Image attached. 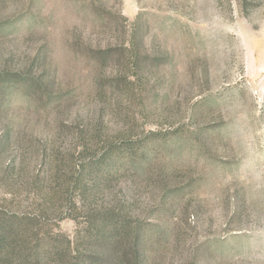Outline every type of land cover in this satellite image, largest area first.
<instances>
[{"label":"rangeland","instance_id":"1","mask_svg":"<svg viewBox=\"0 0 264 264\" xmlns=\"http://www.w3.org/2000/svg\"><path fill=\"white\" fill-rule=\"evenodd\" d=\"M122 140L128 170L87 210L127 207L145 264H264V0H0L4 223L41 201L20 164L27 183L52 149ZM80 227L24 225L0 264H38Z\"/></svg>","mask_w":264,"mask_h":264},{"label":"trees","instance_id":"2","mask_svg":"<svg viewBox=\"0 0 264 264\" xmlns=\"http://www.w3.org/2000/svg\"><path fill=\"white\" fill-rule=\"evenodd\" d=\"M243 1L246 3L249 0ZM54 99H57L55 104H59L60 97L57 95ZM1 142L5 147L10 145L5 137ZM132 143L131 140L111 143L102 153L90 156H86L81 149L78 153L74 151L69 160L57 147L49 155L51 161L31 176L27 183L25 180L28 177L24 175L29 169L27 164H20L15 169L17 177L20 176L24 186L35 192L41 201L36 205L34 215H25L19 221L20 227L14 228V224L4 223L13 218L12 214L5 213L0 217L3 218L0 219V260L14 250L12 238L24 233V225L28 227L29 223L67 219L81 226L76 231L74 241L62 236L65 247L56 245L52 249L43 247L42 251L36 250L38 264H49L57 256L72 254L75 260L69 264H145L138 242L144 240L146 226L134 222L129 217L127 207L114 205L113 202L105 207H90L87 210L88 205L107 188V178L122 175L128 170L129 160L134 156ZM48 152L41 156L47 159ZM38 153V150L34 153L35 160L40 158ZM76 155L77 159H74ZM24 162L27 160L24 159ZM24 244L27 245L26 242Z\"/></svg>","mask_w":264,"mask_h":264}]
</instances>
